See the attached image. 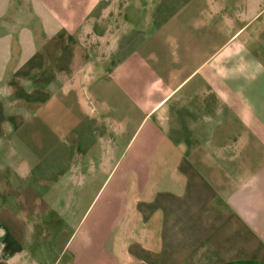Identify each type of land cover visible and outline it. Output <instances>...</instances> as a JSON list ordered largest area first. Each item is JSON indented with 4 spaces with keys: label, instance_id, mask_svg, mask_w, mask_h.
Instances as JSON below:
<instances>
[{
    "label": "crops",
    "instance_id": "1",
    "mask_svg": "<svg viewBox=\"0 0 264 264\" xmlns=\"http://www.w3.org/2000/svg\"><path fill=\"white\" fill-rule=\"evenodd\" d=\"M0 264H264V0H0Z\"/></svg>",
    "mask_w": 264,
    "mask_h": 264
},
{
    "label": "rangeland",
    "instance_id": "2",
    "mask_svg": "<svg viewBox=\"0 0 264 264\" xmlns=\"http://www.w3.org/2000/svg\"><path fill=\"white\" fill-rule=\"evenodd\" d=\"M68 104H72V103L69 101ZM73 105L75 106V104H72L70 107H73ZM71 113L72 112L70 110H63L62 112H58L57 115H54L50 112L46 114H42L41 118L43 121H42V126H40V129H38L36 125L32 124L27 130L23 132L24 139H26L25 143H28V145L25 146V149L18 147L17 152L20 153L23 150L24 152H26L25 153L26 157L27 155L30 156V161H28L30 166H32L33 168H36L37 164H39L37 161V158H38L37 150L38 151L42 150V152H46V153H49V151L51 150L53 155H57L59 153H65L68 155L70 153V147L68 145L67 146L66 145L57 146L56 148H53L54 147L53 145L55 144V139L57 137H61L62 134L66 138L69 137L68 130L70 129ZM55 118L56 120L54 121ZM65 133H67V135ZM128 139H129V135L127 134L126 140ZM39 141L42 144L40 145L41 147H37V144ZM47 165H50L51 169L53 168L57 170H65V169L68 170L69 169L68 161H65V160L63 161L61 160V158H58L53 162L47 163ZM70 182H71V179L65 178V179H61L59 184L57 183L58 184L57 186L59 188L63 189L64 187H66L65 189L66 194L62 195V200H61L62 209L56 213L64 217L65 214L67 213L66 211L67 210L70 211L73 208L70 215H68L69 217L79 218L82 216L83 213H85L84 218L85 217L90 218L92 214L94 213V211L96 210V208L98 207V205H100V203L102 202L106 194H103L101 192L95 194L94 192L90 194H82V195L72 194L71 195L70 186H73V185ZM30 184L35 188V190L37 191L40 190L38 187L36 178H33ZM41 196H46V195H41ZM50 196L52 197L53 194ZM71 196L73 198L72 201L74 203L71 201V198H70ZM92 199H93V202L91 205H89ZM49 214H51L52 217L57 216L55 213H53V211H50Z\"/></svg>",
    "mask_w": 264,
    "mask_h": 264
}]
</instances>
